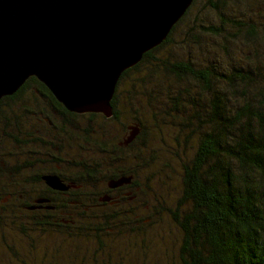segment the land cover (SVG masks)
<instances>
[{"label":"trees","instance_id":"1","mask_svg":"<svg viewBox=\"0 0 264 264\" xmlns=\"http://www.w3.org/2000/svg\"><path fill=\"white\" fill-rule=\"evenodd\" d=\"M233 1L235 3L237 0ZM227 2V0H206V6L214 10L217 22L200 24L198 27L203 35L213 38L216 47L222 44L219 48H215L216 54H214L218 69L212 68V62L209 65L194 63L195 56L189 50L187 51L190 54H187L186 58L178 60H171L170 52H166V55L160 54L161 49L168 51L169 46L174 44L171 40L172 31L176 26L181 25L180 23L190 12L194 3V0H191L183 14L172 24L165 38L144 52L137 63L120 73L110 99L111 116L109 117L100 113H76L64 109L34 76L27 77L12 94L0 97V103L7 99L13 100L29 83L38 85L44 96L60 113L76 118L83 115L87 120L96 119L95 123L88 124L83 130L85 149L87 148L83 153L90 149L102 153L101 157L96 160H94L96 157H92L89 162L80 159L70 173L64 174L57 169L52 171L54 175L69 177L67 180H73L74 186H69L66 190L52 189L41 178L47 173H32L28 182L37 185L40 189L33 191L29 189L32 197L25 200L27 204L23 205V201L16 204L12 200L10 209H7V204L0 205V264H33L40 257L34 254L36 251H29L32 247L35 248L37 243L35 237L29 235V231L53 230L56 227L58 229L55 230L63 231L67 235L80 234L83 237H91L93 241L91 246L85 245L86 241L84 244L79 242L63 246V252H66L76 264L84 262V251L79 250L83 247L85 251H89L90 264H264V50L263 46L252 44L257 32L263 30L264 33V29L259 27L261 29L259 30L253 23L234 19L228 14ZM225 30L227 34H223ZM185 35L189 37L188 33ZM225 35H228V38ZM260 40H264V35ZM229 42L238 45L239 48H236L239 52L238 58L235 55L236 49L227 46L226 43ZM232 51L233 55H231ZM226 58L238 59V61L229 60L232 64L228 62L226 65H220ZM151 73L161 75L169 88L162 87L157 81H148V75ZM130 75L136 81L142 82L138 85L150 82V87L160 85L154 88V92L159 91L160 94L163 89L173 92L172 88L176 86L174 83H182V87L177 86L178 95L174 93L168 95L166 91L167 100L169 103H176L171 106L175 109L184 110L187 106L188 109L192 107L197 113V117L193 118L197 119L199 124L194 129L197 133L196 142L192 141L194 135L185 134V139L188 144L191 143L192 149L187 153H181L184 151L180 148L181 145L178 146L180 151L177 154L186 156L178 173L179 193L168 206L161 202L159 207L157 204L153 206L154 213L159 214V218L167 217L181 232L178 248L174 246V242L170 245L169 242H162V237L165 235H161L160 230L163 226H160L156 231L149 232L146 238L141 239L142 251H132L133 247L127 245L123 248L128 247L130 251H118L117 244L108 242L104 236L117 235L120 228L133 229L132 232L139 235L144 231L141 221L138 223L140 225L136 226L137 220L134 218L131 221L132 225L128 220L119 223L117 228L109 227L108 222L111 219L126 217V214L106 213L97 216L75 211L78 200L83 202L84 206L93 209L108 205L115 206L121 202L124 205L132 202L131 193L120 195L117 203L102 199L107 185L105 181L99 187L101 176H98V172L108 174L109 178L115 179L129 176L128 183L123 184L126 187L139 185L138 172L140 167L146 168L144 165H147L142 156L145 158L144 153L148 159L152 156L149 152L150 145L153 144L151 141L153 136L152 133L149 135L148 126L142 125L140 128L136 124L127 125L124 136L122 133L125 129L120 132L122 136L119 131L111 133L108 131V124L117 123L123 110L121 108L123 102L118 97L120 80ZM195 87L200 88V93L204 91L212 95L210 100H201L203 104L210 101L209 106H199L205 112L203 115L201 113L198 115L199 107H196L195 99L199 92H191ZM134 90L127 95L134 98L138 95H146L145 92L138 94ZM171 111L173 110L170 108V114L167 115V111L166 116H170L173 113ZM153 117L155 114L152 117L145 116L141 122L145 124L151 122L156 128L158 122ZM133 126L137 128V133L129 142L124 143L129 128ZM200 131L202 133L198 134ZM164 133L165 129L162 131V141L167 140V137L163 136ZM72 134L79 139L81 137L76 132ZM6 135L16 144L20 143L18 136L10 133ZM173 136L168 137L170 142L175 144L177 140L175 134ZM93 147H97V150ZM119 152L120 155L126 153L134 156L139 167H134L135 169L125 167L120 163ZM153 158L155 156L149 160ZM28 165L29 163L17 165L13 167L12 172L20 174ZM168 166L169 164L166 165ZM10 185L14 188L18 183L9 181L6 186ZM144 189L148 193L155 191L151 183L144 186ZM27 194L29 195L25 193ZM38 198H45L48 202L44 199L39 201ZM55 198H58L59 202L55 203L53 201ZM25 214L31 215L33 219L23 223L21 217ZM73 216H76L75 218L81 223L77 227L79 232H74L72 229ZM56 218L67 220L68 224L59 223ZM8 219L15 235L3 228ZM151 220L148 221L149 225ZM27 223L36 228L27 231L25 227ZM152 223L156 222L152 220ZM23 244H26V247L23 248ZM160 246L165 249L156 250L160 249ZM169 246L176 251L174 259H169L167 252ZM140 248L138 247L137 250ZM148 252L157 254V257L145 255ZM54 255H45V258L49 259L45 264H53L50 258ZM130 258L133 259V263H128Z\"/></svg>","mask_w":264,"mask_h":264},{"label":"rangeland","instance_id":"2","mask_svg":"<svg viewBox=\"0 0 264 264\" xmlns=\"http://www.w3.org/2000/svg\"><path fill=\"white\" fill-rule=\"evenodd\" d=\"M227 1L226 5L230 16L237 21L240 20L244 21V23H253L259 30H261L259 27L264 29V0H237L235 3L233 0ZM208 22H217L214 10L206 6V0H194L190 12L185 17L184 21L172 31L171 40L174 44L169 46L168 51L164 48L161 49L160 54L166 55V52H170L172 57L171 60H178L186 58V55L190 54L187 51L189 50L195 56V59H193L194 63L196 62L198 65H209V63L212 62V68L218 69L219 66L217 65V59L214 58V54H216L215 48H219L222 44L216 47V43L212 40L213 38L208 35H203L198 28L200 24L203 25ZM226 32V30L225 32L223 31V34H227ZM186 33L189 34V37L185 35ZM263 35V30L257 32L252 44L256 43L260 45V47L263 46L264 50V40H260V37ZM225 37L228 38V35H225ZM226 44L230 48H239L237 44L234 45L230 42ZM236 51L237 53L235 55L238 58V49H236ZM231 55H233V51ZM229 60L232 62L238 61V59L226 58L220 65H226L228 62L230 63ZM148 77V81H157L161 83L160 85H162V87L169 88V85L166 84L161 75L151 73ZM140 83L142 82L139 80L136 81L132 75L123 77L120 80L118 97L119 100L123 102L121 103V108L123 110L121 111L122 113L117 123L108 124V131L110 133L119 131V134H121L120 132L125 129L122 133L123 136L127 132V125L136 124L140 128L142 125L143 127L148 126L150 130L149 135L152 133L153 136L151 139L153 144L150 145L151 150L149 154L155 156V158L149 160L152 156L148 159L146 153H144L145 158L143 156L142 158L147 162V165H144L146 168L140 167V171L137 175L139 185L123 187L122 190V192L129 191L133 196V201L126 205L121 202L115 206L108 205L100 209L88 208L79 200L75 204V211L81 214L88 213L97 216L106 213L126 214V217L119 216L118 218L111 219L108 222L109 227L114 226L117 228L119 223L128 220L132 225L133 222L131 221L134 218L137 220L136 226L140 225L138 224L140 221L142 222L141 226L144 231L139 235L134 234L132 232L133 229L129 230L123 228H120L121 230L117 235H113L112 237L104 236L107 239H105L102 234H99L100 237H103V239L108 242L112 244L116 243L118 251H130L128 249L130 246L133 247L132 251H142L140 248L141 239L146 238L149 232L156 231L160 226H163V229L160 230L161 235H165L162 237V242H169V245L174 242V246L178 248L181 232L176 229L175 224H173L170 219H167V217L159 218V214L156 215V213H154L153 206L157 204L159 207L160 202L168 206L173 198L178 195L180 188L178 173L181 163L186 159V156H179V154H177V152L180 151L178 146L181 145L180 148L184 151H181V153L189 152L192 149V145L190 140V144H188L185 139V134L194 135V140L192 139V141L196 142L195 135H197V133L194 132V129L199 125L197 119H193L197 117L196 110L192 109V107L188 109L187 106L184 110L175 109V107L171 106L176 103H169L167 100L166 91L168 95L173 93L178 95L176 90L179 88L177 86L182 87V83H174L176 86L172 88L173 92L163 89L161 94L159 91L154 92V88L160 85H152L150 87L151 82L138 85ZM37 86L38 85L34 83H29L15 96L16 99H7L0 103V205L7 204V209L12 208V200L16 202V204L22 201L23 205L27 204L25 200L32 197L30 195V190L40 189H38L37 185L28 182L32 177L30 174L36 172L52 173L55 169L67 174L71 172L75 163L80 161V159L89 162L92 157H96L94 159L96 160L102 156V153L99 154L91 149L83 153V151L87 149H85L83 130L87 128L86 126H88V124L95 123L94 121L96 119L87 120L83 115L77 118L74 116L62 115L46 96L41 95L42 92ZM133 90L137 91L138 94L145 92L146 95H138L135 98L134 96L127 95ZM199 90V87L191 89V92H199L197 99H195L197 100L196 107L209 106L210 101L203 104L201 100H210L212 95L204 91L200 93ZM167 106H170L173 110L170 116H166L167 111V115L170 114V108H166ZM205 109L208 111L207 108ZM200 113L202 115L205 113L201 107L198 108V115ZM153 114H155L153 119L158 122L156 128L151 122H148V124L141 122L142 118L145 116L152 117ZM121 123L123 125L120 126ZM163 129H165L163 136L167 137L166 141H162L161 139ZM72 132H76L78 136H81L80 139L79 137L77 138L76 135H73ZM7 133L18 136L20 138V143L16 144L6 135ZM199 133L201 134L202 131L198 132V134ZM174 134L177 142L172 144L168 136L171 135L174 137ZM184 141H186V144H184ZM93 148L97 150V147ZM119 157H121L120 163L125 165V167L128 166L131 169L139 167L134 156L126 153L120 155L119 152ZM24 163H31L32 165L29 164L27 167H24L22 170L23 172L20 174L12 172L13 167ZM167 164H169L168 167H166ZM98 176H101L99 177L98 183L99 187H101L109 176L101 172H98ZM133 178L135 177L133 176ZM9 181L17 182V187L12 188L11 185L6 186ZM150 183L155 191L148 193L144 189V186H147V184L150 185ZM118 192L120 193L121 190ZM25 193H29V195H25ZM53 201L57 203L59 199L55 198ZM88 209L90 211H88ZM73 217L74 219L71 221V225H73L72 229L74 232H79L77 227H79L81 223L75 218L76 216ZM31 219H33V217L29 214H25L21 217L23 223L31 221ZM151 219L156 223H152ZM56 220L59 223L68 224V221L65 219L60 220V218H56ZM149 220H151V225L148 224ZM25 227L27 231L30 230V228H36L32 227V225L30 226V224ZM3 228H5L8 233L15 235V231L9 219L6 221ZM55 229L58 228L56 227L53 230L44 231L39 229L29 231V235H32L37 240L35 248L32 247L29 251H36L34 254L40 257L36 259L33 264H41V262L45 264L46 261L49 260L45 258V255L48 254H55L50 258L53 264H76L66 252H63V246L65 244L72 245L73 243L76 244L79 242L84 244L85 241V245L91 246V242H93L91 237H83L80 234L67 235L63 231L58 232V230ZM159 237L160 235L158 238ZM167 237L168 240L165 241ZM150 239L152 240L151 236ZM159 240L160 239H158V241ZM23 245V248L26 247V244ZM124 245L128 247L123 248ZM138 247L140 250H137ZM163 249H165V247L160 246V249L156 250L161 251ZM79 250L84 251L85 259L82 264H90L91 257L89 256V251H85V247L79 248ZM167 252L169 254V259H174L175 249L169 246ZM147 254L157 257V254H151L150 252L145 253V255ZM128 263H133V259L130 258Z\"/></svg>","mask_w":264,"mask_h":264},{"label":"water","instance_id":"3","mask_svg":"<svg viewBox=\"0 0 264 264\" xmlns=\"http://www.w3.org/2000/svg\"><path fill=\"white\" fill-rule=\"evenodd\" d=\"M190 2L0 0V97L34 76L66 110L109 117L120 73L165 38ZM136 133L130 127L123 142ZM41 178L52 189L69 187L56 175Z\"/></svg>","mask_w":264,"mask_h":264},{"label":"flooded vegetation","instance_id":"4","mask_svg":"<svg viewBox=\"0 0 264 264\" xmlns=\"http://www.w3.org/2000/svg\"><path fill=\"white\" fill-rule=\"evenodd\" d=\"M42 92V94L41 95H44V93H43V91H41ZM63 107V106H62ZM64 108V107H63ZM65 109V108H64ZM62 115H65V113H61ZM30 165H32L31 163H29ZM47 174H50V175H54V174H52V173H47ZM65 185H67V186H74V183H73V180H67V178H69V177H65V176H59V175H56ZM110 179H115V178H108L107 180H106V182H105V184L107 185V181L108 180H110ZM123 187H126V186H124L123 184H121V185H118V186H115V187H109V186H106V193H105V195H104V197H106V199H108V200H110L111 202H115V203H117L118 202V198H119V196L121 195H129V191H126V192H122V190H123ZM66 189H68V188H66ZM65 189V190H66ZM119 190H121V192L119 193L118 191ZM119 193V194H118ZM125 193V194H124ZM131 197L133 198V196L131 195ZM39 200L40 199H44L45 201H47L48 202V200L47 199H45V198H38Z\"/></svg>","mask_w":264,"mask_h":264}]
</instances>
